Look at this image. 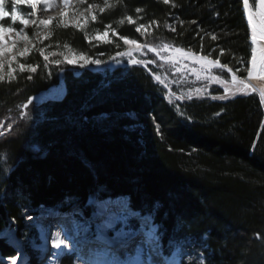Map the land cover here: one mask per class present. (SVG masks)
Segmentation results:
<instances>
[{
	"label": "trees",
	"instance_id": "1",
	"mask_svg": "<svg viewBox=\"0 0 264 264\" xmlns=\"http://www.w3.org/2000/svg\"><path fill=\"white\" fill-rule=\"evenodd\" d=\"M88 4L94 5L96 21L87 13L84 27L76 28L57 17L39 38H34L37 29L28 30L33 44L13 62V76L8 63L0 69V123L17 118L0 137V233L6 227L22 230L23 210L37 216L41 209L77 205L88 214L92 198H125L132 211L153 215L166 256L181 242L201 245L202 261L182 264H264V112L256 93L226 101L174 98L170 104L167 91L181 89L168 69L123 64L92 71L95 65L66 62L45 69L39 55L63 59L71 49L107 61L127 50L124 36L211 53L244 78L252 45L242 0H169L168 5L109 0L111 7L104 0H86L81 9ZM129 15L134 23L127 21ZM140 24L146 25L144 33L135 31ZM104 31L110 33L108 43L94 39ZM20 63L36 66L37 72L21 73ZM157 75L169 88L156 82ZM60 77L63 99L31 103L19 118L20 108ZM69 116L78 120L76 127L68 125ZM84 116L87 123L80 119ZM33 145L41 151L34 152ZM0 254L15 255L1 237ZM62 264H72V258Z\"/></svg>",
	"mask_w": 264,
	"mask_h": 264
},
{
	"label": "snow or ice",
	"instance_id": "2",
	"mask_svg": "<svg viewBox=\"0 0 264 264\" xmlns=\"http://www.w3.org/2000/svg\"><path fill=\"white\" fill-rule=\"evenodd\" d=\"M81 4L85 3V0H79ZM165 5L169 4V0H163ZM26 5L30 10L27 14V17L24 13H22L19 9L20 5ZM63 4L65 8H68L70 5V0H63ZM104 5L107 7H111L109 4V0H104ZM38 4L33 2V0H0V33L5 35L11 34L19 37L23 41L27 42L29 39L28 34L25 32V28L30 24H39L42 27H47L49 20H33L31 17H35L37 15L36 9ZM93 5L88 4L84 9L91 16L92 21H96L97 16L93 14ZM242 9L243 13L246 16L247 25L251 31V53H250V67L247 68V75L251 77L253 74L264 75V47H258L260 41H264V0H242ZM101 12L104 11L103 8L99 9ZM136 11L139 13L142 9L137 8ZM67 15V13H62V18ZM127 21L131 24L134 23L133 17L131 15L126 17ZM10 21L11 23H4V21ZM81 20H87V17L80 15V18L76 20L75 27L83 28L84 25L81 24ZM123 23V21H121ZM195 23V21H193ZM19 24L21 27L17 28L16 25ZM111 28V25H108ZM146 29L145 24H140L139 27L135 28L137 33H144ZM175 31V29H173ZM110 33L108 31L104 32H96L94 39L97 41H103L104 43H108V37ZM212 40H217V36L213 35ZM44 39H47V35H45ZM120 39L123 40L124 45H128L126 51H117L115 55L108 56V60H103L100 58H93L90 55L80 54L79 56L73 54L71 49H69V54H61L63 55V59H54L50 61L49 54H46L44 51H40L39 55L42 56L43 60L46 62L43 67L45 69H49L50 64H54L56 66H60L65 62L68 65L79 64L81 68L86 67L88 65L101 66L103 64L108 63L109 61H115L116 64H120L121 59L123 57H127V63L136 66V65H151L156 63L155 60L152 59H136L134 57V53H144L145 50L148 53H154L157 57L160 58L161 61L165 63H171L176 68V73H181L188 67V65L184 62L191 61L193 65H199V68L192 67L189 69L195 76L197 80H205L208 84L222 86L221 91L223 95H212V100H220L224 101L227 96L235 95L236 93L245 92L248 88V85L244 79H241L236 72L229 67L227 63H223L220 59L210 58L211 53L208 55H197L195 52L191 50H185L182 47H174L171 44H162L159 48L150 45L148 43H138L136 39H130L128 37L121 36ZM67 47V45H65ZM119 47V45H117ZM14 48V45H13ZM29 53V48H23L19 56L23 57ZM10 54V48L8 45L0 43V56H8ZM51 55L55 56L56 53H52ZM103 55V54H101ZM18 57L16 55H12L8 60V75L12 77L15 69L12 68V64L16 61ZM4 64L0 63V69H3ZM213 69H226L230 74V81L227 78H224L222 75H213ZM19 71L21 73L27 71L29 73H36L37 67L31 64L20 63ZM61 71L63 69L61 68ZM201 73H204L201 76ZM51 74L50 72L48 73ZM3 75H0V80H3ZM28 80H32L33 76L29 75L27 77ZM155 79L159 81L164 87L167 89L169 85L165 83V81L159 76H155ZM54 93L53 99H63V92L57 89L52 90ZM193 92L196 94H207L208 86L205 85L204 88H195L189 89L187 93V99H193ZM173 97L177 101H181L185 99L184 94L177 95L174 91L169 90L168 93V102L171 104ZM261 101H264V91L260 93ZM31 102H29L30 104ZM25 108L28 105L24 106ZM129 117L134 118V113H127ZM183 115V113H181ZM104 118H107V114L104 115ZM84 123H87L88 117L84 116L80 118ZM68 125L72 127H76L78 125V120L73 119L71 116L67 117ZM13 125H8L9 130L11 131ZM63 127V125H61ZM135 127V126H132ZM155 129L157 132L161 130V126L159 123L155 124ZM0 135H5V133L0 132ZM264 135V133H262ZM32 150L34 152H40L41 148L39 145H33ZM90 203L92 201H89ZM122 205L121 214L117 216L115 213L109 214V219L106 220L103 225H97V234L94 239H88L86 234L89 232V227L79 222L73 220V225L75 228V235L69 237H62L61 233L58 231L55 233L54 237L51 240V247L53 249H61L75 247L76 244L81 245H94V247H88L87 249V258L83 254L77 255L75 258L80 261V264H145L144 255L145 249L144 247L137 246L135 249V255L129 253L127 249L129 248V242L125 240V237L128 236H136L139 235V232H132L131 229L128 231L125 230L128 224V217L135 216L140 217L139 212L128 211V205L126 202H123L121 199L117 200H106L103 201L100 207L107 210L108 205ZM160 205L157 203L156 208L158 209ZM127 212V215L124 213ZM31 219V217H29ZM153 220V215L148 214L141 217V231H144L145 223L151 224ZM114 221H120L124 226L116 231L115 234L109 238L106 234L102 233L104 229H113L115 228ZM157 227L156 225H152L148 231H144L145 240L141 241V244L147 245L149 252L147 254V264H154V255L160 257L164 264H172V261L168 256L164 255L161 250L160 245V237L157 235ZM82 234L85 235V238L81 241L77 238ZM72 242V243H70ZM75 251L78 253H84V248L75 247ZM180 249L177 248L176 252L173 255L179 254ZM12 264H15V261H12Z\"/></svg>",
	"mask_w": 264,
	"mask_h": 264
},
{
	"label": "rangeland",
	"instance_id": "3",
	"mask_svg": "<svg viewBox=\"0 0 264 264\" xmlns=\"http://www.w3.org/2000/svg\"><path fill=\"white\" fill-rule=\"evenodd\" d=\"M55 3H58V2L55 1ZM85 3H86V0H85ZM84 4H81L79 2V0H73V3L70 4V6L65 11H60L57 8L58 6H56V5H54L50 8L46 7L42 11L43 15L41 14L38 19H36L35 17H31V19H33V20H41V19L49 20V18H51L50 22H49V24H50L55 18H57V17L62 18V13H67V15H65L62 18V20L68 24H76V20L80 18V15L86 16V14H87V12H85L84 9H81V7ZM19 9L27 17V14L30 11L27 8V6L22 4L19 6ZM82 22H83V20H81V24H82ZM4 23L7 24V23H11V22L6 20V21H4ZM17 26L21 27L19 24H17ZM45 28H47V27H42L39 24H30L24 30L27 33L28 30L37 29V33L34 35V38H39L42 35ZM2 34L3 33H0V36ZM9 35H11V34H9ZM12 36H13L12 37L13 39L8 40L10 43H12V46L10 48V54L8 56H0V63H8V60L11 58L12 55L19 56V53L23 48H25V47L29 48L33 44L32 39H28V41L25 42L17 36H14V35H12ZM13 45H14V48H13ZM161 45L162 44H156L153 46H155V47L158 46L157 48H159ZM133 55L136 59H145V60L146 59H152V60L156 61V63L151 64V65H140V66H144V67L149 66L151 68L159 69V70L168 69L173 73L174 76H177V82H178L177 86L179 85L180 89H181V93H177V95H180V94L185 95V99H183L181 101L188 100L187 99V93H188L189 89L204 88L205 85L208 86V91L209 90H211V91H217L218 90V92L220 91V94H218L217 96L223 95V92L221 91L222 86L208 84V82L203 80V79L197 80L196 76L189 70L192 67L199 68V65H193L191 62H184L188 65V67L186 69H184L183 72L176 73V68L171 63H165L161 60H158L154 55H152L151 53H148L146 50L144 53H137V54H133ZM120 59H121L120 64H116L115 61H110V63L108 62V64L103 66L102 68L100 66H95L91 70L92 71L93 70L99 71L103 68H111L114 65L129 64V63H127V60H128L127 57H123ZM248 67H249V65H248ZM73 73L75 75L77 74L76 69L73 70ZM212 74L213 75H222L221 69H213ZM203 75H204V73H201V76H203ZM229 81H230V76H229ZM156 82L159 85L164 86L159 81H156ZM60 83H62V86H59ZM52 89H57V90H60L62 92L64 91L63 81H62L61 77L59 78L57 85H55L54 87H51L49 90H47L46 91L47 93L42 92L44 97H46V99L39 101V102H37V101L35 102V101H33V97H32L29 100V102L41 103V102H46L49 100L50 101L60 100V99H53L52 98L54 96ZM250 91H252V90L250 88H247V90L245 92L236 93L235 95L227 96L224 101L235 98L236 96L244 95ZM263 91H264V88H263ZM168 93H169V90L167 91V95H168ZM211 96L212 95H210L209 92H207V94H204V93L196 94L195 92H193V98H208V99L212 100ZM173 99H174V97H173ZM215 101H220V100H215ZM29 102H27L25 105H29ZM24 106H22L20 108L19 118L22 117L25 113L26 108ZM16 119L17 118L8 116L4 120H2V122L0 123V132L8 133L10 131L8 128V125H15ZM2 136L3 135H0V137H2ZM121 199L123 200V202L127 201L125 198H121ZM104 200H106V199H104ZM104 200L101 201V200H96L94 198L90 199L89 201H92V202L90 203L88 201V203H87V207H88V211H89L88 214H83V212L81 210H79L77 205L76 206L71 205V207H69V211L66 214L71 219L75 216V215H73V213L77 214V216H79V218L78 219L76 218L75 221L89 227V232L86 234L88 239H94L96 234H97L94 232V229L97 230V225H103L102 222H100L99 224H96V225H91V224H93L92 217L94 216L96 209H98L99 204H101V202H103ZM107 200H109V199H107ZM61 211H63V209H60V208L46 209V210L41 209L37 216H32V215L27 214L29 212V210H23L22 213H24V212L26 213V214H24L25 216L23 217V220H24L23 229L19 231L14 227H6L0 233V237L3 238L15 250V255L13 257H4L0 254V264H12L13 260L15 261V264H62L63 261L65 259H67L68 257L72 258V264H80V261L75 258L77 255L83 254L85 256V258H87L88 247H94V245L90 246V245L76 244L75 247H81L82 246L84 248V253H78L75 251V247H70L69 249H67L64 252H62L61 254H59L60 256L57 258L54 256L56 254L55 249H53L51 247V245L48 246L47 241L46 242L44 241L43 235H42V233H43L42 228L44 226H46V224H48L47 220L45 221L46 214L51 213V212L60 213ZM128 211H132V210H130V208L128 207ZM132 212H134V211H132ZM148 214L149 213H147L145 215H148ZM125 215H127V212L125 213ZM49 216H50V214H49ZM29 217H31V219H29ZM141 217H143V216L142 215H140V217L129 216L128 217V224H127V227L125 228V230L128 231V229H131V231H134V232H135V230L137 231V228L141 230ZM148 225L149 224L145 223L144 227L146 228V227H148ZM123 226L124 225L120 221H119V223H117V221H116L115 228L106 229L105 231H103V234H106L109 238H111L115 234V232L119 231V229ZM67 227H69V225H67ZM32 229L35 231V234H36V236L34 238H33V235H31V233L33 231ZM84 238H85V235L82 234L80 237H78V240L82 241ZM124 239L130 243V246H131V243L134 245V242L130 241L131 239H133V236L131 238L125 237ZM177 248L180 249L179 254L173 255L176 252ZM147 254L148 253L146 252L145 255L147 256ZM168 257L172 261V264H182L183 262H188V261H190V262H201L203 259L202 247L197 242H185V243L181 242L180 244H177L176 246H174V250L172 251L171 255ZM154 264H164V261L160 257H158V260L156 262H154Z\"/></svg>",
	"mask_w": 264,
	"mask_h": 264
},
{
	"label": "bare ground",
	"instance_id": "4",
	"mask_svg": "<svg viewBox=\"0 0 264 264\" xmlns=\"http://www.w3.org/2000/svg\"><path fill=\"white\" fill-rule=\"evenodd\" d=\"M55 1H57L58 3H55ZM33 2H36L38 4L37 9L35 10L36 13H37V15L35 16L36 19H38L41 14L43 15L42 11L46 7L47 8H50V7L54 6V5H56V6H58L57 8L60 11H65L67 9V8L64 7L63 0H33ZM72 3H73V0H70V4H72ZM245 18H246V16H245ZM12 37L13 36L12 35H9V34L8 35L2 34L0 36V43H3L5 45H8L9 48H11L12 43H10L8 40L9 39L12 40L13 39ZM250 43H251V31H250ZM258 47H264V41H260V44L258 45ZM134 54H137V53H134ZM151 54L154 55L158 60H160V58L157 57L154 53H151ZM186 62H191V61H186ZM109 63H110V61H109ZM107 64H105V65H107ZM105 65H102L100 67L102 68ZM249 67H250V64H249ZM241 79H244L246 81V83L248 85V88H250L251 90H256L259 93H261V91H263V88H264V75L261 76V75L253 74L251 77H249L248 75H246L244 78H241ZM59 86H62V83H60ZM44 99H46V97H44L43 93L38 94V95H36V96L33 97V101H35V102L36 101L39 102V101H42ZM262 104H263V108H264V101H262ZM119 199H121V198H119ZM106 200H104V201H106ZM114 200H117V199H114ZM126 203H127L128 207L130 208V204L128 203V201H126ZM100 205L101 204H99L98 209H96L95 214L92 217L93 224H91V225H96V224H99L100 222L104 223L106 220L109 219V214L110 213H115L117 216H119L121 214L122 205H115V204L108 205L107 206V210H105L104 208L100 207ZM78 208H79V210H81L80 207H78ZM53 209H55V208H53ZM62 212L63 211H61L60 213H58V212L57 213L56 212L55 213L54 212H51V213L46 214L45 221L47 219H50L51 221H50V223L46 224V226H44L42 228V232H43L42 235H43L44 241L45 242L47 241V245L48 246L51 245V240L54 237L55 233L58 232V231L61 233V236L62 237H69V236H74L75 235V228H74V225H73V220H75L76 218L73 217L71 219V218H69L66 215L67 212H65L66 214H64ZM88 213H89V211H88ZM49 214H50V216H49ZM73 215H75V214L73 213ZM114 223H116V221H114ZM117 223H119V221H117ZM67 225H69V227H67ZM105 230L106 229L102 230V233ZM94 232L97 233V230L94 229ZM132 232H134V231H132ZM128 237L131 238L132 236L130 235ZM130 241H133V239H131ZM70 243H72V242H70ZM132 245L133 244L131 243V246H130V243H129V248L127 249V251L129 253L133 254V255H135V249H136V247L138 245L141 246V247H144V249H146L145 250V253L146 252L147 253L149 252V249H148L147 245L141 244V242H136V243H134L133 246ZM67 249H69V248H63L62 247L61 249H55L56 254L54 253L55 254L54 256L58 258L60 256L59 254H61L62 252H64ZM143 258L145 260V264H147V256L144 255ZM153 259H154V262H156L158 260V256H155L154 255Z\"/></svg>",
	"mask_w": 264,
	"mask_h": 264
},
{
	"label": "water",
	"instance_id": "5",
	"mask_svg": "<svg viewBox=\"0 0 264 264\" xmlns=\"http://www.w3.org/2000/svg\"><path fill=\"white\" fill-rule=\"evenodd\" d=\"M221 70H223L225 73H227V74L230 76V74L227 72L226 69H221ZM246 75H247V74H246ZM63 86H64V85H63ZM252 92H254V93H256V94L258 95L259 100H260L261 105H262L263 112H264L263 104H262V101H261V99H260V93H259L258 91H256V90H252Z\"/></svg>",
	"mask_w": 264,
	"mask_h": 264
}]
</instances>
